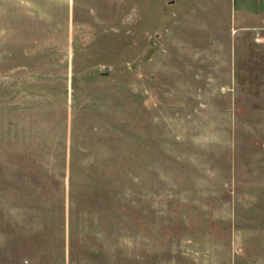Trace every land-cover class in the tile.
Wrapping results in <instances>:
<instances>
[{
  "label": "rangeland",
  "instance_id": "1",
  "mask_svg": "<svg viewBox=\"0 0 264 264\" xmlns=\"http://www.w3.org/2000/svg\"><path fill=\"white\" fill-rule=\"evenodd\" d=\"M248 6L0 0V264H264Z\"/></svg>",
  "mask_w": 264,
  "mask_h": 264
},
{
  "label": "crops",
  "instance_id": "2",
  "mask_svg": "<svg viewBox=\"0 0 264 264\" xmlns=\"http://www.w3.org/2000/svg\"><path fill=\"white\" fill-rule=\"evenodd\" d=\"M252 2L256 5H259V8L263 5L264 6V0H252ZM249 4V0H248ZM246 12L245 20H248V44L254 42L259 46V48H248V58L251 54H260V61L259 64H261V68L259 70L261 71V84H264V8L261 9H249ZM255 36H257V39H255ZM259 41V43H256ZM258 60V59H257ZM257 66V64H256ZM259 71V72H260ZM253 74V73H252ZM257 74V71L254 73Z\"/></svg>",
  "mask_w": 264,
  "mask_h": 264
}]
</instances>
